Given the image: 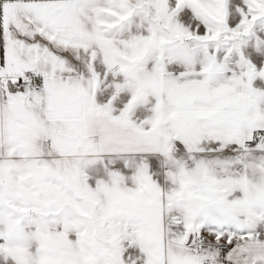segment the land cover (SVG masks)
I'll list each match as a JSON object with an SVG mask.
<instances>
[{"label":"snow or ice","instance_id":"6c2138e0","mask_svg":"<svg viewBox=\"0 0 264 264\" xmlns=\"http://www.w3.org/2000/svg\"><path fill=\"white\" fill-rule=\"evenodd\" d=\"M0 264H264V0H0Z\"/></svg>","mask_w":264,"mask_h":264}]
</instances>
